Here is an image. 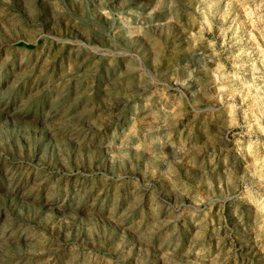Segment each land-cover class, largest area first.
Instances as JSON below:
<instances>
[{
    "label": "rangeland",
    "instance_id": "1",
    "mask_svg": "<svg viewBox=\"0 0 264 264\" xmlns=\"http://www.w3.org/2000/svg\"><path fill=\"white\" fill-rule=\"evenodd\" d=\"M0 264H264V0H0Z\"/></svg>",
    "mask_w": 264,
    "mask_h": 264
}]
</instances>
